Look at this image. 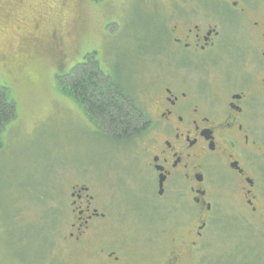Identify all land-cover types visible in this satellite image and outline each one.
<instances>
[{
  "label": "flooded vegetation",
  "instance_id": "af4514ba",
  "mask_svg": "<svg viewBox=\"0 0 264 264\" xmlns=\"http://www.w3.org/2000/svg\"><path fill=\"white\" fill-rule=\"evenodd\" d=\"M106 4L0 0V36L16 45L0 55V71L16 64L22 72L49 52L66 57L62 48L83 23L67 10L101 18ZM159 9L149 3L165 33L156 55L161 68L135 92L121 86L132 126L116 136L125 159H115L114 181L66 180L71 219L62 241L92 252L89 264L135 263L130 237L140 230L148 235L140 246L163 250L161 264H188L207 246L218 218L264 221V0H164L163 20ZM94 22L106 40L105 19ZM77 63L71 79L79 66L112 79L94 54ZM145 218L153 220L146 225Z\"/></svg>",
  "mask_w": 264,
  "mask_h": 264
},
{
  "label": "rangeland",
  "instance_id": "374dc122",
  "mask_svg": "<svg viewBox=\"0 0 264 264\" xmlns=\"http://www.w3.org/2000/svg\"><path fill=\"white\" fill-rule=\"evenodd\" d=\"M149 3L160 8L157 16L163 20L164 0H107L101 18L85 14L87 9L84 14L67 10L83 23L75 40L69 38L62 48L66 57L49 52L24 63L22 72L15 70L16 64L8 73L0 71V88L8 90L17 109L16 119L1 135L0 264H89L94 257L62 241L71 219L66 180L75 184L105 178L109 183L115 159L119 163L125 158L118 157L121 146L116 137L88 122L85 111L60 91L58 79L68 76L74 59L77 65L94 54L117 85L133 92L143 86L146 77L161 68L162 56L156 55L165 41L164 31L155 26L156 15L148 13ZM95 18L102 23L105 19L106 40ZM8 41L0 36V55L16 47ZM139 207L153 210L150 204ZM218 219L207 246L188 264H264V221ZM152 220L145 218V224ZM159 228L157 220L154 229ZM147 238L142 230L130 237L136 248L133 264L163 261L158 246L139 245Z\"/></svg>",
  "mask_w": 264,
  "mask_h": 264
},
{
  "label": "trees",
  "instance_id": "16d2710c",
  "mask_svg": "<svg viewBox=\"0 0 264 264\" xmlns=\"http://www.w3.org/2000/svg\"><path fill=\"white\" fill-rule=\"evenodd\" d=\"M74 79L70 76L59 77L60 91L77 102L89 116L93 126L118 138L126 135L132 124L127 119L126 114H130V108L125 104L126 96L122 87L92 66H79ZM16 117L15 102L6 88H0V150L3 147L2 132Z\"/></svg>",
  "mask_w": 264,
  "mask_h": 264
}]
</instances>
